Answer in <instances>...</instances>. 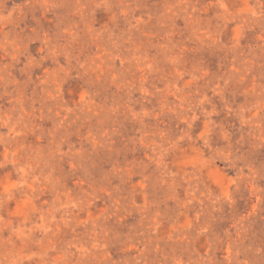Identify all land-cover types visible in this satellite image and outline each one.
Here are the masks:
<instances>
[{
    "label": "rangeland",
    "instance_id": "obj_1",
    "mask_svg": "<svg viewBox=\"0 0 264 264\" xmlns=\"http://www.w3.org/2000/svg\"><path fill=\"white\" fill-rule=\"evenodd\" d=\"M0 264H264V0H0Z\"/></svg>",
    "mask_w": 264,
    "mask_h": 264
}]
</instances>
